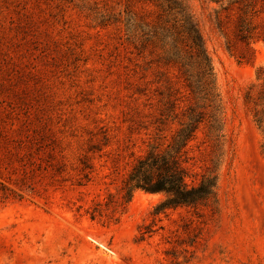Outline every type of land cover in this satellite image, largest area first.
Listing matches in <instances>:
<instances>
[{
  "label": "rangeland",
  "instance_id": "obj_1",
  "mask_svg": "<svg viewBox=\"0 0 264 264\" xmlns=\"http://www.w3.org/2000/svg\"><path fill=\"white\" fill-rule=\"evenodd\" d=\"M183 2L222 107L220 137L204 121L186 146V182L215 171L217 203L168 209L139 240L163 193L135 191L116 221L90 211L123 202L191 103L178 68L127 31L157 22L156 1L0 0V183L21 194L0 204V264H264V0Z\"/></svg>",
  "mask_w": 264,
  "mask_h": 264
},
{
  "label": "trees",
  "instance_id": "obj_2",
  "mask_svg": "<svg viewBox=\"0 0 264 264\" xmlns=\"http://www.w3.org/2000/svg\"><path fill=\"white\" fill-rule=\"evenodd\" d=\"M155 1L160 9L157 22L154 25L144 22L137 25L129 17L126 20L127 31L136 37L134 40L138 41V49L142 50L151 44L159 50L161 62L178 68L189 91L191 103L181 114L179 127L168 144L163 149L151 145L147 153L135 162L121 188L123 202L113 194H107L105 202L95 203L90 211L91 219L105 216L116 221L114 216L121 204H127L135 191L163 193L164 200L154 208L152 223L142 228L139 240L152 232L157 216L168 209H197L217 203L215 171L203 175L196 185L187 184L186 146L204 121L208 124L210 135L216 139L222 131L221 99L216 89L211 59L197 22L183 0ZM241 1L245 0H231L232 3ZM174 108V103L166 102L163 113L165 119L178 117L174 114ZM3 142L5 145L8 143L5 139ZM20 199V193L0 183V204Z\"/></svg>",
  "mask_w": 264,
  "mask_h": 264
}]
</instances>
